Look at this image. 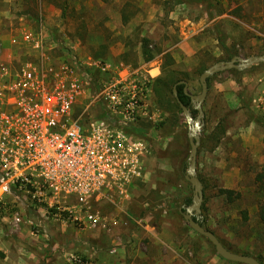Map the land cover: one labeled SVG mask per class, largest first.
<instances>
[{
	"label": "rangeland",
	"instance_id": "374dc122",
	"mask_svg": "<svg viewBox=\"0 0 264 264\" xmlns=\"http://www.w3.org/2000/svg\"><path fill=\"white\" fill-rule=\"evenodd\" d=\"M214 1L216 14L209 16L205 3L175 0H0V58L38 62L45 55L47 63L74 65L89 81L77 112L88 108L86 115L104 117L90 80L99 86L122 65L150 77L138 125L146 132L140 135L146 144L144 173L130 185L128 197L87 208L75 205L74 198L61 204L12 187L0 196V264H72L74 257L83 264H244L222 257L177 212L192 196L185 177L189 125L182 112L178 127L175 110L162 105L154 90L165 65L188 81L191 93H200L203 68L226 60L222 36L227 49L240 50L242 58L264 53V0ZM144 38L156 52L150 61L143 57ZM101 43L108 51L96 57ZM90 59L109 64V72L89 66ZM211 78L197 159L205 183V225L230 248L264 260V224L258 216L264 193L255 180L264 170V63ZM221 189L234 190V198ZM68 206L72 210H65ZM88 211L99 213L107 226L91 228Z\"/></svg>",
	"mask_w": 264,
	"mask_h": 264
},
{
	"label": "built area",
	"instance_id": "2783aa9c",
	"mask_svg": "<svg viewBox=\"0 0 264 264\" xmlns=\"http://www.w3.org/2000/svg\"><path fill=\"white\" fill-rule=\"evenodd\" d=\"M45 57L0 58V196L15 187L51 202L74 198L75 205L87 208L127 198L144 173L146 144L129 128L145 114L150 77L122 65L99 83L104 117L93 118L86 115L88 108L75 110L89 81L74 65H54ZM87 64L109 72V64L99 60ZM87 218L91 228L107 226L99 213L88 211ZM83 262L74 257L72 264Z\"/></svg>",
	"mask_w": 264,
	"mask_h": 264
},
{
	"label": "water",
	"instance_id": "95a60500",
	"mask_svg": "<svg viewBox=\"0 0 264 264\" xmlns=\"http://www.w3.org/2000/svg\"><path fill=\"white\" fill-rule=\"evenodd\" d=\"M264 63V53L253 54L247 58H242L239 54L234 55L230 60H219L207 67L200 75L201 92L191 93L188 90V81L180 80L174 85V95L180 103L183 114L186 117L189 125L188 138L191 150L188 156L189 166L185 173L186 179L191 183L192 187V202L185 206L183 211L184 218L189 225L198 233L204 235L214 245L216 251L225 259L241 262L246 264H263L257 257L247 253H239L229 249L218 237V235L204 226L203 202H204V184L197 172L198 151L201 144L200 131L203 126L205 112L203 103L207 98L209 91L208 79L215 73L230 68H248L255 64ZM185 84V92L191 97L193 108L198 111L196 116H193L192 108L182 102L178 95L177 85ZM182 210V208H181Z\"/></svg>",
	"mask_w": 264,
	"mask_h": 264
},
{
	"label": "trees",
	"instance_id": "16d2710c",
	"mask_svg": "<svg viewBox=\"0 0 264 264\" xmlns=\"http://www.w3.org/2000/svg\"><path fill=\"white\" fill-rule=\"evenodd\" d=\"M103 1H109V0H103ZM175 2H177V3H188V4H194V3L201 4V3H205L209 7L208 8L209 9V16H214L216 14L215 8L217 6V2H215L214 0H175ZM128 4H129V1L126 3V5H128ZM241 8H243V7L240 6V7L237 8V10L240 9L239 11H241ZM224 11H225V9H220V13H222ZM236 11H231V12L237 13ZM36 19H37V22H40L39 16ZM123 20H124V22H127L129 20V15L125 14L124 11H123ZM225 36L220 37V44L222 46H224V49L227 50L226 51V57H225V59L226 60H230L234 55L239 54L240 53V50H238L236 48L234 50L227 49V46L225 45V40H226L225 39ZM150 44H151L150 43V40H148L147 38H144V41L142 43V52H143V57H144V60L145 61H150V60L154 59L155 56H156V52L151 49ZM99 48L101 49V51L96 52L95 56L96 57H105L106 56V52L108 51V46L105 45L104 43H101L100 46H99ZM167 57L169 58V61L171 62L172 56L170 54H168ZM170 62L169 63H166V65L167 66L168 65H171ZM205 69L206 68H203L202 72ZM174 72L175 71H173V69H171V70L170 69H167L166 66L164 65L163 66L162 74L160 76H158L157 78L154 79V90H155V93H156V95L158 97V101H160V103L162 105L164 103H167L171 107H173V109L176 112V114H175V122H176V124H177L178 127H181L182 128V124L179 123L178 116H179L180 113L183 112V110H182V107H181L180 103L178 102L177 98L174 95L173 89H174V85L178 81L183 80V78L176 76L174 74ZM211 79H212L211 77L208 79L209 86H210ZM90 81H92V84L96 86L95 90L98 91L99 90V86L96 85V83L94 82V80H90ZM177 89H178V95H179L180 99L182 100V102L191 107L192 106V104H191V97L185 92V84L184 83L178 84L177 85ZM194 111L197 112L196 109H194ZM100 116H104V113L102 112L100 114ZM139 123H140V121H138L136 124L132 125L129 128V131H131L132 133H134V134H136L138 136H140V135H146V132L143 131L140 127H138ZM147 124L148 125H146L145 128H148L149 125L151 126L150 123H147ZM161 124H164V122H162ZM224 131H225L224 128H222V132H224ZM199 176H200L203 184H205L203 177L200 174H199ZM255 180L258 183V185L261 187V190L264 193V170L256 174ZM221 192L223 194H226L228 196V198H230V199H233L234 198V196H233L234 190H231V189H221ZM204 197H205V192H204ZM191 202H192V196L187 197L185 199V201H184L183 204L189 205V204H191ZM203 207L204 206H202V208ZM181 208L182 207H180L179 210L177 209V212L180 213V214L182 213L181 212ZM183 210H184V208H183ZM258 216H259V219L261 220V222L264 224V198H263V200L260 203ZM203 224H204V226L206 228H208L205 225V220L203 221ZM208 229H210V228H208ZM212 231H214V230H212ZM221 241L229 249H231L233 251H236V252H239V253L251 254L249 252H240L238 250H234V249L230 248L222 239H221ZM1 254L3 255V253H1ZM255 257H257V256H255ZM257 258L264 264V260L263 259H261L259 257H257ZM244 264H246V263H244Z\"/></svg>",
	"mask_w": 264,
	"mask_h": 264
},
{
	"label": "flooded vegetation",
	"instance_id": "af4514ba",
	"mask_svg": "<svg viewBox=\"0 0 264 264\" xmlns=\"http://www.w3.org/2000/svg\"><path fill=\"white\" fill-rule=\"evenodd\" d=\"M185 206H182V210H181V212L183 213V211L185 210V208H184ZM183 208H184V210H183Z\"/></svg>",
	"mask_w": 264,
	"mask_h": 264
},
{
	"label": "crops",
	"instance_id": "0c3cea01",
	"mask_svg": "<svg viewBox=\"0 0 264 264\" xmlns=\"http://www.w3.org/2000/svg\"><path fill=\"white\" fill-rule=\"evenodd\" d=\"M152 70V69H151ZM154 70V69H153ZM98 255V254H97Z\"/></svg>",
	"mask_w": 264,
	"mask_h": 264
}]
</instances>
